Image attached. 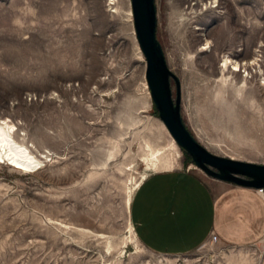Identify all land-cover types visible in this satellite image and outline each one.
Listing matches in <instances>:
<instances>
[{
  "label": "rangeland",
  "instance_id": "374dc122",
  "mask_svg": "<svg viewBox=\"0 0 264 264\" xmlns=\"http://www.w3.org/2000/svg\"><path fill=\"white\" fill-rule=\"evenodd\" d=\"M155 4L188 128L215 153L264 163V0ZM145 67L131 0H0V128L35 160L26 170L0 156V264L264 259V240L232 246L210 235L188 253L139 240L130 201L146 176L213 177L162 122Z\"/></svg>",
  "mask_w": 264,
  "mask_h": 264
},
{
  "label": "crops",
  "instance_id": "0c3cea01",
  "mask_svg": "<svg viewBox=\"0 0 264 264\" xmlns=\"http://www.w3.org/2000/svg\"><path fill=\"white\" fill-rule=\"evenodd\" d=\"M130 219L139 240L158 252L188 253L212 233L224 245H255L264 240V196L253 186L169 169L138 185Z\"/></svg>",
  "mask_w": 264,
  "mask_h": 264
},
{
  "label": "water",
  "instance_id": "95a60500",
  "mask_svg": "<svg viewBox=\"0 0 264 264\" xmlns=\"http://www.w3.org/2000/svg\"><path fill=\"white\" fill-rule=\"evenodd\" d=\"M135 35L145 57V76L159 117L193 162L213 177L241 185L264 186V163L215 153L203 145L186 125L180 112L178 77L169 68L156 35L155 0H131ZM170 77L176 81L172 95Z\"/></svg>",
  "mask_w": 264,
  "mask_h": 264
},
{
  "label": "bare ground",
  "instance_id": "6f19581e",
  "mask_svg": "<svg viewBox=\"0 0 264 264\" xmlns=\"http://www.w3.org/2000/svg\"><path fill=\"white\" fill-rule=\"evenodd\" d=\"M226 63H231L234 69L240 67V62L229 57L226 59ZM0 156L2 158L6 156L23 169L35 168V160L26 153V150L14 143L13 139H11L10 135L3 128H0Z\"/></svg>",
  "mask_w": 264,
  "mask_h": 264
},
{
  "label": "built area",
  "instance_id": "2783aa9c",
  "mask_svg": "<svg viewBox=\"0 0 264 264\" xmlns=\"http://www.w3.org/2000/svg\"><path fill=\"white\" fill-rule=\"evenodd\" d=\"M256 190L258 191V193H260L262 196H264V186H259L256 188ZM211 238L213 241H217L218 237L215 233L211 234Z\"/></svg>",
  "mask_w": 264,
  "mask_h": 264
}]
</instances>
